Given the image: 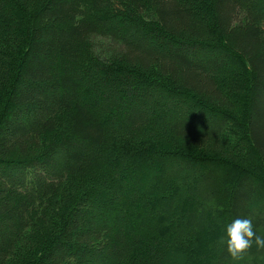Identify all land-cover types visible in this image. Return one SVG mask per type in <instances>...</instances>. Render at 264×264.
I'll use <instances>...</instances> for the list:
<instances>
[{
	"label": "trees",
	"instance_id": "obj_1",
	"mask_svg": "<svg viewBox=\"0 0 264 264\" xmlns=\"http://www.w3.org/2000/svg\"><path fill=\"white\" fill-rule=\"evenodd\" d=\"M237 216L264 235V0H0V264H264Z\"/></svg>",
	"mask_w": 264,
	"mask_h": 264
},
{
	"label": "clouds",
	"instance_id": "obj_2",
	"mask_svg": "<svg viewBox=\"0 0 264 264\" xmlns=\"http://www.w3.org/2000/svg\"><path fill=\"white\" fill-rule=\"evenodd\" d=\"M221 242L233 258H239L255 244L264 248V235L258 234L252 217H234L224 226Z\"/></svg>",
	"mask_w": 264,
	"mask_h": 264
},
{
	"label": "rangeland",
	"instance_id": "obj_3",
	"mask_svg": "<svg viewBox=\"0 0 264 264\" xmlns=\"http://www.w3.org/2000/svg\"><path fill=\"white\" fill-rule=\"evenodd\" d=\"M181 143V145H174L175 147H178V146H184L185 144L183 143V142H180ZM183 144V145H182ZM217 179V178H216ZM245 253H246V251H245Z\"/></svg>",
	"mask_w": 264,
	"mask_h": 264
}]
</instances>
